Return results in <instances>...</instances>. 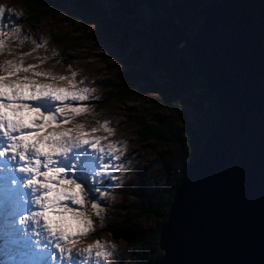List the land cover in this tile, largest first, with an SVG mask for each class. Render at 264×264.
Returning <instances> with one entry per match:
<instances>
[{"label":"water","instance_id":"95a60500","mask_svg":"<svg viewBox=\"0 0 264 264\" xmlns=\"http://www.w3.org/2000/svg\"><path fill=\"white\" fill-rule=\"evenodd\" d=\"M125 15L130 0H117ZM177 41L214 96L219 119L174 194L157 264H264V49L237 0L200 9L188 36L164 9Z\"/></svg>","mask_w":264,"mask_h":264},{"label":"trees","instance_id":"16d2710c","mask_svg":"<svg viewBox=\"0 0 264 264\" xmlns=\"http://www.w3.org/2000/svg\"><path fill=\"white\" fill-rule=\"evenodd\" d=\"M32 1L31 8L37 9L33 11L35 13L30 12L36 20L42 17L54 19L63 14L65 20L74 25L94 26L89 38L114 48V56L119 61L109 66L114 88L107 93L106 103L156 96L151 100V111L127 118L135 129L137 142L149 152L151 168H158L150 180L152 187H146L135 178L119 188L121 207L114 218L111 216L105 222L102 231L114 241L125 244L132 255L129 264H157L164 256L159 247L160 229L168 220L177 186L199 153L205 137L218 123L214 96L205 79L198 74L190 52L183 48L184 44L177 42L166 15L159 8L158 1L164 2L165 6V0H130L134 10L132 15L121 12L117 0ZM106 1L117 5L108 10ZM213 1L170 0L167 12L173 20L189 26V32L193 34L202 22L201 7ZM237 1L254 20L264 49V0ZM140 7L160 13L163 21L151 20L146 24L147 21L140 17L139 22L136 17ZM94 102L100 104L103 100ZM158 111L169 112V115L162 118L156 113ZM85 195L88 201L84 205L85 212L101 225L103 219L98 218L97 210L91 207L92 195ZM96 202L103 206L102 198ZM102 213L104 210L100 211ZM141 221L153 224L152 228L135 229L133 225Z\"/></svg>","mask_w":264,"mask_h":264},{"label":"snow or ice","instance_id":"6c2138e0","mask_svg":"<svg viewBox=\"0 0 264 264\" xmlns=\"http://www.w3.org/2000/svg\"><path fill=\"white\" fill-rule=\"evenodd\" d=\"M5 11L0 7V49L5 35L21 33L18 27L4 31ZM34 43L40 47L38 42ZM37 67H25L13 60L0 63V71L5 73L0 75V188L4 192L0 199V221L13 234L18 231V215V224L26 226V231L33 228L34 222L39 229L35 235L45 242L53 238L55 248L63 254L66 250L63 244L75 243L72 238L78 233L87 235L93 231V221L79 208L88 202L85 193L91 194V207L99 216L102 203L96 201L108 196L103 187L112 178L110 170L118 167L111 160L121 159L120 146L102 145L104 138L92 137L98 131L96 128L89 132L82 124L64 127L89 111L82 104L73 106L64 102L87 101L94 89L85 87L77 91V83L83 82L75 80L70 87L42 82L37 78L53 81L68 78L36 71ZM72 74L77 75L75 71ZM66 112L75 115L66 117ZM109 125L105 121L104 129L113 132ZM29 205L38 210L20 214L21 207L27 209ZM96 247L103 249L95 253L96 257L112 255L103 244L97 242ZM67 251L69 264H73L75 256L71 249ZM85 251L91 258L92 246Z\"/></svg>","mask_w":264,"mask_h":264},{"label":"rangeland","instance_id":"374dc122","mask_svg":"<svg viewBox=\"0 0 264 264\" xmlns=\"http://www.w3.org/2000/svg\"><path fill=\"white\" fill-rule=\"evenodd\" d=\"M25 4H28L30 7H26ZM33 4L34 2L32 0H0V7L6 9L4 31L7 33L14 27L21 29L19 35H5L3 37L4 46L0 49V63L13 60L17 63L22 62V65L25 67L37 65L36 71L50 72L55 76L68 78L67 80L57 81L43 77L37 78L42 82L53 83L59 87H70V82L75 80L77 82H83L77 83V91L85 87L94 89L89 94L91 99L87 101L64 102L73 103V106H80L82 104L89 108L87 113L76 116L75 119H72L64 127L71 128L77 124H82L84 125V130L89 132H91L92 128H96L98 131L93 133L92 137L99 136L104 138L101 141L102 145L107 146L109 143H116L120 146L118 154H120L121 159L111 160V163L118 167L110 170L112 178L110 181H106L103 187V190L108 192L107 197H102V210H104V214L102 213L98 216L96 213L98 218L103 219L102 224H96L91 215L85 212L84 206L80 207L79 210L83 211L86 217L93 221V231L87 235L78 233L77 236L72 238L75 240V243H69L67 246H72L71 249L75 250L72 251L75 257L80 256L79 264H89L94 258H97L96 263L101 260L102 264H129L132 260V255L127 250L125 244L120 241H114L102 229L105 222L110 220L112 218L111 216L114 218V215L121 207L122 199L119 194V188L135 178L144 182L146 187H152L150 180L155 176L158 168H151L149 164L151 160L149 152L144 150L137 142L134 134L135 129L129 125L127 118L137 117L141 113L151 111L153 109L151 100L156 96L149 95L140 100L131 99L119 102L110 100L109 103H106L107 93L114 88L112 84L113 72L109 66L118 64L117 61H119L114 56V48L101 40L89 38L88 35L94 30V26H85L83 24L74 25L66 21L63 14L57 15L54 19L42 17L36 20L31 14V12L35 13L33 11L37 9L31 8ZM116 5L115 2L111 3L106 1L105 8L109 10ZM141 7L140 9L144 12L145 9ZM10 20L12 23H9ZM34 41L38 42L40 47H37ZM73 71L77 73L75 77H73ZM2 74L5 73L0 71V75ZM28 75H31V73H28ZM99 100H103L104 103L101 102L98 104L94 102ZM92 102H94L92 105L85 104ZM156 113L162 118L169 115V112L167 113L165 111H158ZM73 115L75 114L65 113L66 117ZM105 121L110 122L109 126L114 129L113 132L104 129L103 123ZM68 203L71 207L70 202ZM34 206L32 205L29 211ZM29 211L24 215H27ZM16 219L18 231L14 234L17 233V235L24 236V241L26 239L30 241L31 237L35 238L37 228L34 222L33 228L26 231V226H20L18 224L19 217H16ZM152 225L148 222L141 221L135 223L133 227L137 230L146 231L150 230ZM97 242L103 244L106 250L112 253V255L107 258L103 256L96 257L95 253L97 251H103V249L96 247ZM9 246H14L13 239H11L9 230L0 221V264H12L10 262L5 263L4 259H2V249H7ZM89 246H92L93 249L91 258L88 257L85 251ZM65 249L64 253L68 255V249ZM8 250L14 252V248L12 247H9ZM57 253L61 254L59 249H57ZM67 258L69 263V256Z\"/></svg>","mask_w":264,"mask_h":264},{"label":"bare ground","instance_id":"6f19581e","mask_svg":"<svg viewBox=\"0 0 264 264\" xmlns=\"http://www.w3.org/2000/svg\"><path fill=\"white\" fill-rule=\"evenodd\" d=\"M56 103L59 104L60 102H56ZM21 191H27V190H21ZM22 208L23 207H21V209ZM21 209H20V214L24 215L25 212L23 213V211H21ZM37 210H38L37 207L34 206L31 211L34 212ZM17 217H19V215ZM16 228H17V226H16ZM38 230L39 229L37 228V231ZM9 233L11 235V238L18 240L17 246H18L19 251L23 252L22 251V249H23V250H25V252H23L22 260H19L18 257H14V256H12V254L10 255V252L6 248L2 249L3 250V258L2 259H4L5 263L10 262L13 264H59L61 262V264H69L68 258L65 255V253H63V254L57 253V248H55L56 241L53 238L50 237L51 239L48 242H45L40 237L35 236V238L31 237L30 241H29V239H26L24 241V239H25L24 236H20L19 234L17 235V233L13 235L10 231H9ZM69 243L63 244V246L67 249H71L72 246H67V245H69ZM2 245H4V244L2 243ZM26 247H29V248H26ZM71 251H75V250L71 249ZM79 261H80V256L75 257L73 264H79ZM96 261H97V258H94L91 261V263H89V264H102L101 260L97 263H96Z\"/></svg>","mask_w":264,"mask_h":264},{"label":"flooded vegetation","instance_id":"af4514ba","mask_svg":"<svg viewBox=\"0 0 264 264\" xmlns=\"http://www.w3.org/2000/svg\"><path fill=\"white\" fill-rule=\"evenodd\" d=\"M216 1V0H215ZM164 9L168 10V7L170 6V0H165V6H164V2H162L161 4ZM167 6V7H166ZM138 11V10H137ZM171 13V12H170ZM172 14V13H171ZM140 17H142V21H147L146 24H148L151 20L154 21H163V17L160 13H155L154 11L152 12L151 10H145L144 12L141 10L138 14V16L136 18H139V22L141 21ZM175 20V19H174ZM176 21V20H175ZM138 22V23H139ZM177 22V21H176ZM179 25L183 26V24L179 23V21L177 22ZM150 29V28H149ZM152 30L154 31L153 33H156L155 28L152 27ZM186 35L190 36L192 35L191 32H186ZM177 40V39H176ZM178 42V41H177ZM176 42V43H177ZM179 44H184V43H179ZM185 48V44L184 47Z\"/></svg>","mask_w":264,"mask_h":264}]
</instances>
